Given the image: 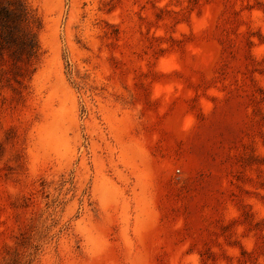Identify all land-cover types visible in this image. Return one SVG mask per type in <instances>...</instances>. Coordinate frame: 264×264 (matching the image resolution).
<instances>
[{
  "label": "rangeland",
  "instance_id": "obj_1",
  "mask_svg": "<svg viewBox=\"0 0 264 264\" xmlns=\"http://www.w3.org/2000/svg\"><path fill=\"white\" fill-rule=\"evenodd\" d=\"M16 1L0 264H264V0Z\"/></svg>",
  "mask_w": 264,
  "mask_h": 264
},
{
  "label": "trees",
  "instance_id": "obj_2",
  "mask_svg": "<svg viewBox=\"0 0 264 264\" xmlns=\"http://www.w3.org/2000/svg\"><path fill=\"white\" fill-rule=\"evenodd\" d=\"M15 8H16V11L19 15H28V12H27V9H26V6L24 5V3L20 0H17L16 3H15ZM2 14L4 15V17L6 15H9V9H4L2 11ZM7 17V16H6Z\"/></svg>",
  "mask_w": 264,
  "mask_h": 264
}]
</instances>
